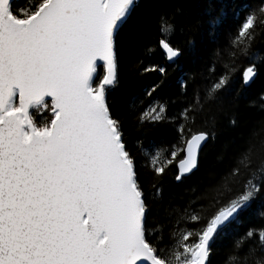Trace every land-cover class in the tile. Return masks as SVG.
Here are the masks:
<instances>
[{
    "label": "snow or ice",
    "instance_id": "snow-or-ice-1",
    "mask_svg": "<svg viewBox=\"0 0 264 264\" xmlns=\"http://www.w3.org/2000/svg\"><path fill=\"white\" fill-rule=\"evenodd\" d=\"M203 7L0 0V264H213L225 238L221 264H264V93L249 127L233 82L243 67L247 88L264 67V0L229 5L235 29L213 36L204 71L180 79L175 99L154 95V85L147 103L131 96L127 117L113 101L126 53L151 39L142 14L157 10V44L175 65L185 48L173 38L197 28ZM143 72L167 75L158 65ZM225 111L231 145L205 165ZM129 123L154 154L129 146ZM173 166L181 184L202 171L206 179L186 194L166 193ZM253 214L260 223L237 231Z\"/></svg>",
    "mask_w": 264,
    "mask_h": 264
},
{
    "label": "trees",
    "instance_id": "trees-1",
    "mask_svg": "<svg viewBox=\"0 0 264 264\" xmlns=\"http://www.w3.org/2000/svg\"><path fill=\"white\" fill-rule=\"evenodd\" d=\"M17 2L19 6L26 7L30 6L32 0H17ZM194 2L203 4L205 7L198 9L194 13V22L197 24V28L194 31L185 32L184 34L177 33L173 38L174 43H178L185 48V54L175 65H169L166 62L165 55L157 44V10L153 9L147 15L142 14L143 26L151 33V39L138 42L133 50L126 53L125 63L121 70V81L113 92L115 109L122 116H128L129 101L133 94L143 97L145 103H147L150 98L144 95L145 91L157 84L160 87L157 88V92L154 95H158L159 98L164 100L168 98L175 99L180 92L178 83L180 79L186 78L192 72L204 71V65L210 58L213 36L226 38L227 32L230 29H235L236 19L233 17L232 9L229 5L235 3L236 0H194ZM249 2L255 5L259 3V0H249ZM217 17L222 18V23L213 24L211 21ZM189 41H194L195 46L193 47ZM146 44L153 48L151 53L145 51ZM257 48L264 52V44H258ZM138 61H142V63L137 68L130 66V64H135ZM258 63H264V59L258 61ZM152 65L165 67L167 70L166 77L162 78L159 72H143L144 68ZM242 71L243 67H240V70L234 74V89L242 93L244 102L241 105V113L244 117L251 118L249 120V127H251V124L261 116L262 105L259 97L261 93H264V67L259 70L255 82L247 88L242 86ZM162 79L163 82L161 83ZM178 107V105H173L170 108V112L175 114ZM230 117L231 112L229 111H225L218 116V139L206 153L204 158L205 165L213 162L218 153L230 147L234 135L229 126ZM128 139L129 146L133 149L143 147L151 154L156 151L143 134L132 126V123L128 125ZM175 171L176 169L173 166L165 177L166 193L186 194L193 186L206 179V175L202 171L181 184L174 179ZM259 223L260 221L253 214L236 226L237 231H242L251 224ZM229 244L230 240L227 238L217 243L215 253L212 256L213 264H221Z\"/></svg>",
    "mask_w": 264,
    "mask_h": 264
},
{
    "label": "water",
    "instance_id": "water-1",
    "mask_svg": "<svg viewBox=\"0 0 264 264\" xmlns=\"http://www.w3.org/2000/svg\"><path fill=\"white\" fill-rule=\"evenodd\" d=\"M163 52V51H162ZM164 54V53H163ZM166 62L170 65L171 63L169 61L166 60Z\"/></svg>",
    "mask_w": 264,
    "mask_h": 264
}]
</instances>
